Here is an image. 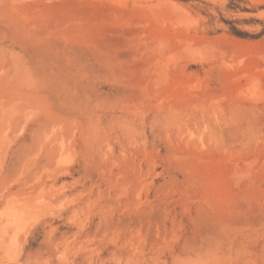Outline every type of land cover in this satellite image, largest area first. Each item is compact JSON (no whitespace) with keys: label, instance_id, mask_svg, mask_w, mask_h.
Returning a JSON list of instances; mask_svg holds the SVG:
<instances>
[{"label":"rangeland","instance_id":"rangeland-1","mask_svg":"<svg viewBox=\"0 0 264 264\" xmlns=\"http://www.w3.org/2000/svg\"><path fill=\"white\" fill-rule=\"evenodd\" d=\"M0 264H264V0H0Z\"/></svg>","mask_w":264,"mask_h":264}]
</instances>
